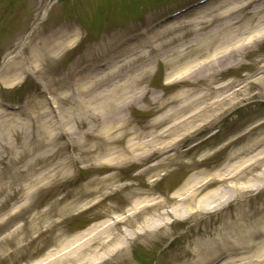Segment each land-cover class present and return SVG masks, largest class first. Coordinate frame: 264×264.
I'll return each instance as SVG.
<instances>
[{
    "label": "rangeland",
    "instance_id": "1",
    "mask_svg": "<svg viewBox=\"0 0 264 264\" xmlns=\"http://www.w3.org/2000/svg\"><path fill=\"white\" fill-rule=\"evenodd\" d=\"M196 1L199 0H0V123L3 129L13 131L0 140V220L15 208L6 222H0V264H35L55 253L59 243L92 225L111 222V216H126L133 202L143 199L162 203L136 213L127 223L113 225L106 234L124 231L130 236L145 217L156 218L162 212L163 223L150 231L131 234L124 248L95 264H194L195 243L212 237L223 220L237 213L240 206L264 208L263 185L262 189L237 195L216 211L165 213L178 204L172 196L190 177L213 173L231 154L247 145L257 142L252 152L241 154L245 158L264 149V22L256 21L238 38L262 29L259 39L247 47L236 64L213 76L215 86L231 84L227 92H221L229 99L218 104L213 121L201 126L197 122L175 142L174 149L166 153L173 158L169 164L142 172L155 160H126L115 167L102 161L84 166L86 163L78 161L70 165L68 174L45 179L30 198L24 199L26 190L21 186L52 168L63 155L64 151L56 147L66 138L53 123L58 124L60 113L65 119L73 112L75 95L71 89L76 78L83 81L87 74H104L106 66L99 64L100 60L130 45L135 51L129 58L135 61L133 66L150 62V68L136 87L137 91L144 87L146 97L128 105L124 115L130 126L149 124L162 112L156 110L158 105L152 97L165 98L184 88L178 82L188 83L184 78L166 82L181 66L175 71V66H167L165 52L201 44L198 39L205 37L209 40L223 30L227 17L248 20L262 2L211 0L172 16ZM212 44L216 47L219 42ZM237 85L242 86L239 91ZM65 91L71 94L64 96ZM43 121L48 125L46 130ZM169 123L164 121L161 127ZM77 126L78 122L73 129L83 139L86 124L82 130ZM65 151L70 154L72 147L67 146ZM45 155L48 157L45 166L38 168L40 171L34 175L24 173L22 181H17L20 179L15 174L25 163ZM263 166L264 159L255 169L249 168L245 179L259 173ZM108 173L115 175L109 187L84 194L85 183ZM13 231L18 232L10 237ZM227 256L222 252L204 264H219Z\"/></svg>",
    "mask_w": 264,
    "mask_h": 264
},
{
    "label": "bare ground",
    "instance_id": "2",
    "mask_svg": "<svg viewBox=\"0 0 264 264\" xmlns=\"http://www.w3.org/2000/svg\"><path fill=\"white\" fill-rule=\"evenodd\" d=\"M262 2L259 1L248 20L240 22V19H235L237 17L234 19L227 17L222 25L223 30L212 34L209 40L205 37L198 39L202 42L201 44H190L182 49L165 52L164 55L170 57L169 59L166 57L167 66H175V68L172 67L174 71L181 66L166 82L174 78H184L188 80V83L178 82L184 84L182 86L184 88L181 87L182 89L165 98L160 95L152 97L158 105L156 110L162 112L149 124L138 128L130 126L124 115L128 105L144 100L146 97V89L142 87L137 91L136 87L149 73L150 68V62H143L137 67L133 66L135 61L129 58L135 54L133 53L135 51L129 44L127 47L118 48L117 51L100 60L99 64L106 66V71L104 70L106 73L87 74V79L83 81L76 78L71 89L75 95L72 109L74 113L69 112L65 119L60 113L59 118L57 117L58 124L53 123V126H58L60 134L66 138L61 145L56 147L58 151H64L63 155L52 168L38 173L36 177L29 179L21 186V189L23 187L26 190L24 199L30 198L33 190L43 184L45 179L68 174L70 165L78 161L86 163L84 166L89 164L91 166V164L102 161L108 163V167H115L126 160H139L141 163L155 160L151 165L145 166L142 172L163 168L167 163L169 164L173 158L166 153L174 149L175 142L187 130L195 127L197 122L201 126L213 121L217 116L215 110L218 104L229 99L228 95L221 94L227 92L231 84L225 82L215 86L212 81L213 76L228 66L236 64L239 61L238 57L242 56L247 47L254 44L261 36L262 29L252 30L243 39L238 38V35L250 28L253 21L264 22V5L260 4ZM217 41L219 44L214 47L212 43ZM158 48L160 49L161 46ZM93 66L95 69L96 65ZM110 78L116 81L109 82ZM237 86L239 91L242 86ZM62 94L67 96L71 93L65 91ZM165 107L167 109L163 111ZM32 112L35 111L32 110ZM164 121L165 123L171 121V123L161 127ZM77 122L80 130L86 124L85 130L82 131L83 139L73 129V125ZM43 123L44 130H46L48 125L44 121ZM3 126L0 123V140L13 132L11 129H3ZM158 127L160 129H157ZM48 133L52 135L51 130ZM170 136H172L171 140L165 141ZM47 139L49 143L51 138ZM255 144L247 145L238 153L231 154L226 163L213 173L202 174L200 178L187 179L172 196L176 198L178 204L166 210L165 213L180 212L188 215L198 210L216 211L245 191L262 189L264 166L259 173L252 174V177L245 179V176L250 171V167L255 169L258 161L264 159V149L247 158L241 156V154L252 152ZM67 146L72 147L70 154L65 151ZM24 150L31 152V149L24 148ZM22 153L19 152L18 155ZM47 157V155L39 156L25 163L24 168L19 169L15 174L20 179L17 181H22L24 173L34 175L40 171L38 168L45 166L46 161L44 160ZM114 177L115 175L108 173L101 178L91 179L83 187L84 194H93V192L109 187ZM161 203L162 201L153 199L135 200L127 209L126 216L119 218L111 216V222L104 221L92 225L85 232L59 243L60 247L55 253L35 264L43 261L45 262L42 264H61V262L64 264H95L116 250L124 248L128 238L132 237L131 234L159 227L163 223V212L159 213L156 218L145 217L137 229L132 230L130 236L124 231L115 235L106 234L113 225L121 222L127 223L129 217H134L136 213L146 212L148 209H154ZM53 206L54 204L49 207L52 209ZM2 207L3 205H0V209ZM240 208L230 218L223 220L222 224L214 230L212 237L195 243L193 253L196 261L194 264H204L210 259H215L222 252H226L228 256L219 264L264 263V208L258 210L244 206ZM14 210L13 207L5 217H1L0 222H6ZM16 232L18 231L10 233V237ZM184 264L190 263L185 262Z\"/></svg>",
    "mask_w": 264,
    "mask_h": 264
}]
</instances>
